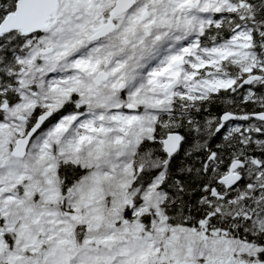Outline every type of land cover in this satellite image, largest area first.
I'll use <instances>...</instances> for the list:
<instances>
[{
	"label": "snow or ice",
	"instance_id": "6c2138e0",
	"mask_svg": "<svg viewBox=\"0 0 264 264\" xmlns=\"http://www.w3.org/2000/svg\"><path fill=\"white\" fill-rule=\"evenodd\" d=\"M0 264H264V0H0Z\"/></svg>",
	"mask_w": 264,
	"mask_h": 264
}]
</instances>
